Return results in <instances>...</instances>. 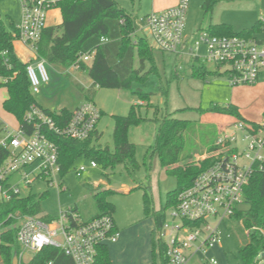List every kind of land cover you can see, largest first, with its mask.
<instances>
[{"label": "built area", "instance_id": "1", "mask_svg": "<svg viewBox=\"0 0 264 264\" xmlns=\"http://www.w3.org/2000/svg\"><path fill=\"white\" fill-rule=\"evenodd\" d=\"M59 1L20 0L22 17L17 26L19 35L13 42L21 41L31 52L26 70L33 95L40 92L43 83L50 81L47 60L39 55L38 43L48 26V13ZM189 9L190 0H179L174 6L153 11L141 17L144 24L140 30H147L145 34L151 44L160 51L184 59L198 57L208 65L213 64L215 67L211 70L225 76L232 86L256 85L264 73V24L260 31L251 33L227 35L206 29L190 34ZM202 47L205 53L200 52ZM5 54L0 52V68H10ZM92 58L93 53L82 55L68 70L81 69V63H89ZM13 75L0 72V83H7ZM101 117L102 110L87 100L64 123H58L37 104H32L25 114L23 127L12 130L0 120V148L8 150L7 158L0 165V202L24 196L23 188L39 179H46L58 189H66L63 188L60 148L51 134L87 140L97 131ZM248 120L231 121L223 128L225 133L216 144L228 145L219 149L216 160L178 195L172 217L180 223L171 226L165 221L158 229V238L167 248L168 264H188L197 252H205L221 243L220 225L243 206L244 189L254 172L264 173V113L259 120ZM90 166L99 167L95 160H90ZM87 168L86 165L77 167V175H82ZM16 175H20L19 180H15ZM43 216H9L18 220L17 239L23 259L27 250L35 254L45 246H53L76 264H94L98 247L116 242L119 236L114 217L109 213L84 219L77 208L70 207L51 221ZM211 262L217 264L213 258Z\"/></svg>", "mask_w": 264, "mask_h": 264}, {"label": "rangeland", "instance_id": "2", "mask_svg": "<svg viewBox=\"0 0 264 264\" xmlns=\"http://www.w3.org/2000/svg\"><path fill=\"white\" fill-rule=\"evenodd\" d=\"M128 12L136 16L135 24L138 33L144 35L147 30H140L143 26L141 17L153 12L157 0H117ZM205 0H190L188 13V31L210 30L211 25L230 24L235 32L240 33L255 24L258 19H264V0H229L221 1L206 10ZM22 17L20 0H0V19L9 30L18 26ZM62 20L60 9H54L48 14L49 25L59 24ZM150 39V37H148ZM16 54L23 63L28 61L29 54L20 41L15 42ZM205 47L200 52L205 53ZM31 56V55H30ZM155 58L160 66L163 77L152 72L144 81H134L132 89L142 88L152 92L150 103L158 106H148L147 101H141L132 90L101 88L91 99L101 110L102 117L98 123L100 140L95 143L114 146L113 130L115 120L113 115H127L132 104L142 105L143 122L132 126L129 133L130 140L136 145L135 158L137 167L126 169L120 164L115 168H92L90 158L79 156L69 171L65 174V182L61 190L51 186L46 179L35 181L30 187L23 188V194H33L41 200L43 213L58 216L62 210L70 207L78 208L84 218H91L98 212L94 193L98 189H113L116 192L108 196V200L115 205L113 217L117 225L122 226L136 223L137 228L131 232V240L135 249L140 250L142 235L147 223L144 211V187L150 188L157 209L166 207L168 193L178 188L177 176L168 173L160 158L152 154V147L158 142L185 144V151L193 154L192 165L202 161L208 154L210 146L223 136V128L231 121L232 116H220L206 113L201 115L197 109H208L214 104L237 105L241 114L247 119L259 120L264 113V73L256 85L232 86L223 75L212 74L205 78L192 75L187 59L168 54L155 49ZM184 62V68L173 76L176 63ZM37 61H35L36 64ZM215 66L209 64V69ZM50 81L43 83L40 92L35 95L36 101L49 109L60 106L75 107L87 101L83 93L76 86V79L89 84L91 78L86 70L70 69L46 63ZM167 89V94L161 88ZM8 95L7 87L0 88V120L3 125L12 130L17 128L18 119L7 112L3 101ZM159 121H165L160 132ZM230 131V128H227ZM177 130L181 131L180 134ZM160 136L158 137V134ZM153 156V157H152ZM180 162L179 165H183ZM86 165L87 170L77 175L76 169ZM184 169V168H183ZM20 175L15 176L19 180ZM141 186V187H139ZM143 187V188H142ZM45 194L44 196H42ZM173 208L166 210V221L169 225H177L180 220L172 217ZM221 243L207 248L205 252H197L188 264H238L241 256L239 249L245 245L248 238L243 234L242 223L234 219H227L220 225ZM264 231V229H263ZM34 253L26 251V261ZM20 264V262H19ZM257 264H264V256L260 255Z\"/></svg>", "mask_w": 264, "mask_h": 264}, {"label": "trees", "instance_id": "3", "mask_svg": "<svg viewBox=\"0 0 264 264\" xmlns=\"http://www.w3.org/2000/svg\"><path fill=\"white\" fill-rule=\"evenodd\" d=\"M221 1L229 0H205L203 7L209 10ZM55 8L60 9L62 21L57 25L45 28L38 43L39 55L50 64L69 69L78 62L82 55L93 53L90 64L81 63V70L88 72L92 84L89 87H84L79 82H75L87 100L93 99L97 90L101 88L132 90L141 101H147L148 106L154 107L158 112V106L150 103L152 92L142 88L132 89L134 81H144L152 72L163 77L154 56L156 48L153 47L146 34L138 33L135 24L136 16L128 12L117 0H60ZM263 24V20L260 18L251 28L240 33L260 31ZM210 31L216 34H238L230 24L226 23L211 25ZM18 35L17 26L13 30H9L0 19V52L6 53L5 57L8 58L10 65V68H0V72L10 76L15 73L7 83H0V88L7 87L8 91L7 98L3 101V107L7 112L15 115L19 126L23 127L25 114L32 104L38 105V103L31 91L26 70L27 64L23 63L15 52L13 40ZM184 62L176 63L173 68V76L180 73L179 68H184ZM186 62L189 64L193 76L205 78L208 75L217 74L209 69V65L203 59L198 57H191ZM161 91L167 94V89L164 87L161 88ZM141 108V103L132 104L127 115H113L115 120L113 148L109 145L95 143V140H100L101 136L97 131L87 140L51 134V138L57 142L60 148L62 176H65L75 160L82 155L90 160H95L98 166L103 169L115 168L120 164L125 165L126 169L137 167L136 145L130 140L129 133L132 126H137L144 120ZM197 111L201 115L213 113L220 116H232L235 118L234 121H249L234 104H214L208 109L198 108ZM46 112L58 123L69 121L73 113L67 108H62L59 111L46 110ZM164 122L159 121L160 132ZM180 132L177 130L178 134ZM184 143L167 142L160 145L157 142L151 149L153 156L157 155L163 166L167 167L168 173L177 176L178 179V188L168 193L166 207L157 209L149 186L142 187L145 216L155 219L156 227L152 231L153 255L154 259L159 258L160 264H168L166 245L163 240L158 238V229L166 221V210L177 206L179 193L192 184L198 173L216 160L219 149L228 145L218 146L214 143L210 146L207 157L198 164L192 165L190 161L193 159V154L185 151ZM7 156L8 150L0 148V165ZM180 162L184 164L180 166ZM115 192L113 189L95 191L94 199L98 212L91 218L106 213L113 216L115 205L108 200V196ZM77 210L79 209L77 208ZM42 213L41 200L33 194L17 196L10 201L0 202L1 264H13L16 253L19 256L20 264H76L70 256L53 246H45L28 261L21 257L22 247L17 239L18 220L9 216L10 214L42 215ZM43 217L47 221H51L55 216L46 214ZM231 218L242 223L243 234L248 238L246 244L239 249L241 259L238 264H257L258 257L264 254V173L254 172L244 189V204L235 211ZM94 264H113L107 245L102 244L98 247Z\"/></svg>", "mask_w": 264, "mask_h": 264}, {"label": "crops", "instance_id": "4", "mask_svg": "<svg viewBox=\"0 0 264 264\" xmlns=\"http://www.w3.org/2000/svg\"><path fill=\"white\" fill-rule=\"evenodd\" d=\"M178 1L179 0H157L155 8H154L153 11H160L162 9L174 6V5H176L178 3ZM54 9H57V8H54ZM54 9H52V10H54ZM52 10H50L49 12H51ZM48 26H50V25L48 24ZM188 32L190 34L193 33L192 31H188ZM17 41H19V40H15L14 41L15 50H16L15 42H17ZM23 46L25 47L24 44H23ZM25 50H27L28 53H30L29 57H28V59H29L31 57L30 56L31 52L27 49V47H25ZM90 63L91 62H89V64ZM67 70L68 69H66V71ZM76 81L79 82L84 87H89L92 84V79H91V82L89 84H84L81 81H79L78 79H76ZM38 105L41 106L42 108L46 109V110H57V111H59L62 108H67V109L71 110L72 112L77 107L80 106V104H78V105H76L73 108L72 107L70 108L68 106H60V107H57V108H54V109H49V107H45V106H43V105H41L39 103H38ZM102 112H103V110H102ZM18 126H19V122H18ZM97 132L100 135V133L98 131V126H97ZM64 177L65 176H63L64 182H65V178ZM147 219H151L153 224H151V223L148 224L147 223V225H146V227H145V229L143 231L142 245H141L140 250L135 249V247L133 245V242H132L133 240H131V232H132V230L137 228V224L134 223V224H131V225L122 226L120 228L117 225L116 221H115L116 228H117L118 233H119L118 239H117L116 242H109V243L105 244L108 247L109 255H110V258H111L113 264H160L159 258L156 257L154 259V255H153L152 231L156 227L155 219L153 217H149ZM114 220H115V218H114Z\"/></svg>", "mask_w": 264, "mask_h": 264}, {"label": "water", "instance_id": "5", "mask_svg": "<svg viewBox=\"0 0 264 264\" xmlns=\"http://www.w3.org/2000/svg\"><path fill=\"white\" fill-rule=\"evenodd\" d=\"M262 256H264V254ZM19 262H20V259H19L18 254L16 253L13 258V264H19Z\"/></svg>", "mask_w": 264, "mask_h": 264}]
</instances>
